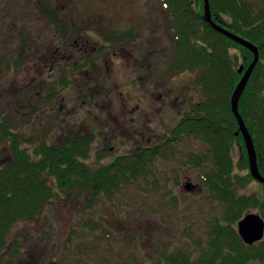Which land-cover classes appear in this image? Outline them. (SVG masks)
<instances>
[{"label": "rangeland", "instance_id": "rangeland-1", "mask_svg": "<svg viewBox=\"0 0 264 264\" xmlns=\"http://www.w3.org/2000/svg\"><path fill=\"white\" fill-rule=\"evenodd\" d=\"M171 48L158 0H0V120L31 141L93 133L92 168L158 146L190 100L202 98L194 74H163ZM93 54L97 67H74ZM54 88L58 96L50 99ZM197 145L186 139L176 158L155 162L158 188L141 179L88 210L82 198L56 197L35 222L12 229L0 264H166L165 253L192 250V239L204 237L221 212L200 181L202 170L186 164ZM8 155L0 141V163ZM260 188L255 180L241 191ZM86 218L100 227L84 229Z\"/></svg>", "mask_w": 264, "mask_h": 264}, {"label": "trees", "instance_id": "trees-1", "mask_svg": "<svg viewBox=\"0 0 264 264\" xmlns=\"http://www.w3.org/2000/svg\"><path fill=\"white\" fill-rule=\"evenodd\" d=\"M209 1L214 22L250 40L259 49L260 58L240 99L239 112L253 138L264 175V0ZM158 2L172 38L163 74L167 78L194 74L191 82L202 98L190 100L189 109L182 113L168 141L117 156L98 168L87 163L95 137L91 132L73 133L57 141H50L48 136L31 141L15 131L5 118L0 120V141L7 144L9 152L0 163V252L9 245V235L16 225L35 222L58 196L71 203L82 198L80 202L85 201L80 205L88 210L99 200L111 201L141 179L160 187L151 168L157 161L176 158L180 144L187 139L197 143L198 148L186 155V164L202 170L200 181L208 197L221 206V212L208 221L204 237L192 239V250L181 248L165 253L163 261L166 264H264V238L248 245L238 233V222L246 214L256 212L264 218V184L260 183L261 188L251 193L241 191L255 180L231 104L243 76L239 69L244 66L246 71L254 54L205 21L203 0ZM107 50L110 49L106 47ZM88 57L76 61L74 67L77 70L84 66L97 67L99 54ZM57 92L54 88L50 99L57 98ZM26 144L30 147L25 148ZM81 225L93 232L100 222L86 218ZM11 252L15 257L20 254L18 244H12Z\"/></svg>", "mask_w": 264, "mask_h": 264}, {"label": "water", "instance_id": "water-1", "mask_svg": "<svg viewBox=\"0 0 264 264\" xmlns=\"http://www.w3.org/2000/svg\"><path fill=\"white\" fill-rule=\"evenodd\" d=\"M203 1H204L205 21L208 24H210L216 31L222 33L227 38L237 42L238 44L248 48L254 54V60L252 61L250 66L247 68V70L246 71L244 70V66H241L239 69V73H243V76L232 95L231 104H232V111L239 122V126H240L239 132L242 133L245 144H246L248 159H249L250 173L254 180H256L257 182L261 184H264V175L261 173L260 168H259L258 156H257V152L255 149L253 138L245 124V121L242 115L239 112L240 99L253 73V70L260 58L259 49L250 40L243 38L241 36H238L232 33L231 31H229L228 29H226L225 27L214 22L212 19V14H211L210 1L209 0H203ZM185 188L187 190H191L192 185L188 184L186 185ZM237 228H238L239 235L241 236L243 241L248 245H252L256 242H259L263 240L264 238V218L259 213L250 212L246 214L238 222Z\"/></svg>", "mask_w": 264, "mask_h": 264}, {"label": "flooded vegetation", "instance_id": "flooded-vegetation-1", "mask_svg": "<svg viewBox=\"0 0 264 264\" xmlns=\"http://www.w3.org/2000/svg\"><path fill=\"white\" fill-rule=\"evenodd\" d=\"M83 50H84L83 48L80 49V51H83ZM114 54H117V53L115 52ZM187 185H188V184H187ZM185 187H186V185H185Z\"/></svg>", "mask_w": 264, "mask_h": 264}]
</instances>
